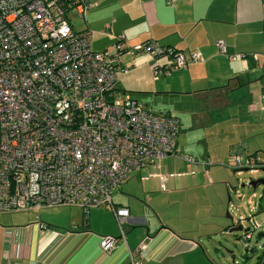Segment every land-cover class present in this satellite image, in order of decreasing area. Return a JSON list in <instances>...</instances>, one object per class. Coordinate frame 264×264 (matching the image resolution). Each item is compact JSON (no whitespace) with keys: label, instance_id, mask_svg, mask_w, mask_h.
<instances>
[{"label":"crops","instance_id":"obj_1","mask_svg":"<svg viewBox=\"0 0 264 264\" xmlns=\"http://www.w3.org/2000/svg\"><path fill=\"white\" fill-rule=\"evenodd\" d=\"M88 1L85 21L76 12L69 16L74 30L91 31L94 50L112 49L123 35L129 46L153 40L200 53L201 61L161 75L153 67L168 66L167 57L119 56L126 71L117 74L115 88L147 110L177 119L181 157L165 156L148 168L164 180L132 174L113 192V205L128 209L123 237L109 207H90L86 216L75 205L41 208L32 216L0 212V264H219L203 245L210 236L187 222V211L197 204V192H205L207 171L215 177L216 165L232 164V148L264 161V153L249 152L264 125V0ZM38 220L47 227L38 228ZM106 235L117 237L108 253L99 246Z\"/></svg>","mask_w":264,"mask_h":264},{"label":"built area","instance_id":"obj_2","mask_svg":"<svg viewBox=\"0 0 264 264\" xmlns=\"http://www.w3.org/2000/svg\"><path fill=\"white\" fill-rule=\"evenodd\" d=\"M91 4L0 0V212L75 205L86 216L90 207H109L123 237L128 209L113 205V192L132 174L141 179L159 175L148 168L180 153L174 116L149 111L124 92L115 96L117 74L126 71L119 56L167 57L171 63L155 64V75L202 59L197 51L182 52L153 40L129 46L123 35L112 49L94 50L91 31L74 30L69 16L76 12L85 21ZM215 45L225 53L221 40ZM260 97L264 102V90ZM230 155L229 167L237 173L264 168L255 155H241L236 148ZM36 224L47 227L40 220ZM252 225L261 227L256 237L262 238L255 264H264V224L252 220ZM250 235L249 229L244 232L247 240ZM116 242L114 236L99 238L104 253Z\"/></svg>","mask_w":264,"mask_h":264},{"label":"rangeland","instance_id":"obj_3","mask_svg":"<svg viewBox=\"0 0 264 264\" xmlns=\"http://www.w3.org/2000/svg\"><path fill=\"white\" fill-rule=\"evenodd\" d=\"M125 94L130 96V93ZM115 96H120V90L116 91ZM181 120L183 122V118ZM251 141L252 148L249 147V152L256 151L262 157L264 125L259 126L256 140L253 141L252 138ZM207 174H209L210 182H203L205 192L195 191L197 204L188 209L190 219L187 222L196 228L199 227L201 232L210 236L206 242L203 241V245L219 264H255L262 238L256 237L261 227H253L252 220L261 226L264 224V182L257 184L254 188L247 183L258 178L264 179V170L259 169L256 172L245 170L237 173L230 167L223 168L216 165V176L211 177L208 171ZM137 185L140 188V183L137 182ZM209 201H212L214 208L210 207ZM181 206L187 207L188 203L183 202ZM226 213L230 218L226 217ZM24 214L32 216V213L25 211L3 215L24 216ZM238 224L242 226L241 230L228 231L231 225ZM244 229H249L251 232L248 240L244 236Z\"/></svg>","mask_w":264,"mask_h":264},{"label":"water","instance_id":"obj_4","mask_svg":"<svg viewBox=\"0 0 264 264\" xmlns=\"http://www.w3.org/2000/svg\"><path fill=\"white\" fill-rule=\"evenodd\" d=\"M264 170V169H263ZM264 182V179L263 178H258V179H255V180H251L249 181L247 184L250 185L251 187H255L257 184L259 183H263ZM241 186H243V184H241ZM226 217H229V214L226 213ZM141 218V217H139ZM248 220V219H247ZM242 229V226L240 224L238 225H231L229 228H228V231H233V230H241ZM247 229H244V232L246 231ZM260 233H257V236L259 235Z\"/></svg>","mask_w":264,"mask_h":264},{"label":"flooded vegetation","instance_id":"obj_5","mask_svg":"<svg viewBox=\"0 0 264 264\" xmlns=\"http://www.w3.org/2000/svg\"><path fill=\"white\" fill-rule=\"evenodd\" d=\"M256 171H257V170H256ZM256 171H255V172H256Z\"/></svg>","mask_w":264,"mask_h":264}]
</instances>
